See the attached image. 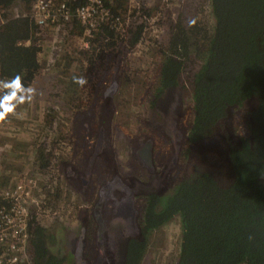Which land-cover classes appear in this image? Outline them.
Instances as JSON below:
<instances>
[{
    "label": "rangeland",
    "instance_id": "374dc122",
    "mask_svg": "<svg viewBox=\"0 0 264 264\" xmlns=\"http://www.w3.org/2000/svg\"><path fill=\"white\" fill-rule=\"evenodd\" d=\"M34 1L28 5L25 0H16L10 13L26 12L30 6L32 12ZM110 1L112 8H119L120 28L116 31L122 36L120 40L126 42L119 41L117 47L94 53L92 42L90 47L85 45L84 30L77 35V30L73 29V21L43 27L41 58L44 67L33 84L39 94L30 103L19 105L17 114H9L0 121V187H7L20 178H27L28 186L30 179H34V185L30 186L34 199L30 205L31 216L35 214L43 227L51 253L65 250L67 254L65 246L70 242L79 247L80 240L71 237H77L75 235L83 226V211L87 205L93 210L96 208L103 221L121 219L119 214L115 216L116 206L110 198L102 199V207H99L94 197L84 194L78 185L81 180L69 176L68 170L80 175L86 172L94 153L92 147L101 135L103 141L106 138L110 142L113 153L111 156L95 155L89 177L95 169L96 177L104 169L106 178L118 174L116 169H119L123 175L129 176L128 180L143 178L145 175L139 172L143 169L141 160L150 159L145 148L148 140L151 154L156 151L160 160L168 157L171 145L165 143L164 136L163 139L160 137V127L154 125V121L159 123L161 120V111L155 106L154 99L163 94V91L156 90L160 87L164 51L169 47L180 14L190 15L194 10L192 18L197 23L205 26L209 22L206 0ZM141 23H145L143 35L135 46H130V32ZM78 77L85 78L87 83L83 86L75 83L74 78ZM109 87L114 91H108L113 99L108 105L104 90ZM177 92L183 100L181 120L191 124L193 91L185 86ZM253 107V99H247L241 107L233 109L230 116H219L216 121L226 119L238 139L250 138L249 118ZM92 136H95L94 141L86 143L85 139ZM40 142L48 145L46 153L51 162L47 167L37 158L36 149ZM255 145L253 142V153ZM139 149L141 155L137 153ZM97 161L99 163L94 165ZM182 171L179 165L170 183L181 178ZM216 179L220 186H225L232 178L224 172ZM116 190L121 192L119 199L123 201L127 191L117 186L112 198L116 196ZM143 243L147 248L138 264H175L181 244L180 218L175 217L148 237L144 236ZM30 248L33 247H30L29 239L27 255ZM120 253L114 251L117 261ZM29 263L36 264L35 261Z\"/></svg>",
    "mask_w": 264,
    "mask_h": 264
},
{
    "label": "trees",
    "instance_id": "16d2710c",
    "mask_svg": "<svg viewBox=\"0 0 264 264\" xmlns=\"http://www.w3.org/2000/svg\"><path fill=\"white\" fill-rule=\"evenodd\" d=\"M15 1L0 0V79L19 73L25 85L33 86L44 67L43 45L31 6L13 16L10 9ZM25 1L32 4V0ZM86 1L70 0L71 11ZM105 1L112 8L111 1ZM206 2L209 22L205 26L192 18L194 10L186 13L187 23L186 14H180L164 51L156 91L191 87L194 135L224 107L238 109L247 99H255L253 115L261 125L255 132L257 149L251 151L249 138L244 139L243 150L233 149L235 177L223 188L210 173L199 169L168 194L151 196L143 212V236L179 217L181 244L175 264H264V0ZM118 10L112 8L114 15ZM72 21L77 35L82 34L80 22ZM144 30L145 23L132 29L130 46L139 42ZM121 37L108 22L92 40L94 53L126 42ZM47 148L46 142H40L36 149L45 167L51 162ZM31 246L29 262L43 264L49 245L35 214L30 221ZM134 247L139 251L130 264H138L147 244L135 242Z\"/></svg>",
    "mask_w": 264,
    "mask_h": 264
},
{
    "label": "flooded vegetation",
    "instance_id": "af4514ba",
    "mask_svg": "<svg viewBox=\"0 0 264 264\" xmlns=\"http://www.w3.org/2000/svg\"><path fill=\"white\" fill-rule=\"evenodd\" d=\"M154 100L155 106L158 107L159 111H161V120L159 123L154 121V125H158L160 127V137L162 136L163 139L164 136L165 143L171 145L170 154L168 157L165 160H160L159 153L152 151L150 159L147 158L144 161L141 160V162H143V169L139 172V174L141 175L143 173L145 175L141 179L130 178L128 180L129 176L127 177L126 175H123L119 169H116L118 174L108 176L107 178L104 177L103 169L102 172H100L99 177H96L97 172L95 169L92 176L88 178L86 187L82 186L80 183L78 184L80 188H82V191H84V194L87 197H94V202H98V206L101 205V207L102 204L100 201L103 198L108 197V195L105 193L108 187H111L113 191L117 186H120L123 189H125V187H134L135 189L131 190L132 197L126 193V196L128 197L125 196L123 203H121H131L133 200L136 203V205L133 207L135 211L139 213V215L136 216L133 224L124 230V234L123 232H117V234H115L112 230V222H105V224L101 226L103 217L101 214L96 212V208L93 210L92 206L87 205V209L83 211V226L81 227L79 233L75 235L77 237H71L72 240H80L79 247L76 246V243L70 242L68 245L65 244V247L67 248V254L65 253V250H61L60 253L48 252V255L45 257V259L41 261L43 264H52V262L57 264H86V260L88 258L93 259L96 253L100 251L99 246L102 245V236L105 237L107 234H113L120 240L124 239L123 242L121 240V246L115 249L116 253H118V251L121 252V256H118V261L120 264H130L132 260L135 261V257L139 250L138 247H134L132 249V244L136 242L140 245L144 242L142 220L144 208L148 204L147 202L150 200L149 198L151 196H164L168 194L181 181H183L185 177V179H188L193 173L199 171V164L193 161L192 158V153H194L196 142L205 135L207 128L213 126V124L217 122L216 120L219 116L223 117L224 115V118H227L226 116H230V114L234 111L233 107H224L220 114H218L211 122H208L207 125L199 130L197 135H194V117L191 124L185 123L181 120V117L183 116V100L179 96V92H177L176 89L163 91V94L157 96ZM253 106L254 107L251 110V117L249 118V123L252 128L251 136L250 138L248 136H244L239 137V140H231L232 151L233 149L243 150V142L245 138H249L250 143L256 142L255 132L261 127V125L260 122L254 118L255 115H253L256 107L255 99H253ZM94 137L95 136H92V139L88 137L85 139V142L90 144L94 141ZM150 145L151 143L148 140L145 144L147 152L149 151ZM137 153L141 155V149H139ZM250 155L248 158L251 157ZM98 163L99 161L95 162V165ZM179 165L183 170L181 178L177 179L175 183L174 181H171L172 183H170V180L172 178L174 179L175 170L179 168ZM211 176L217 181L214 175L211 174ZM152 178L155 179L151 180ZM231 178L233 179V174L231 175ZM131 179L133 180L132 183L129 182ZM220 187L223 188V186ZM116 191L118 192H115V194L119 198L121 192H119V190ZM140 199H143V201ZM85 205L86 204H84V206ZM130 210L128 206H125L124 210L120 212L121 219H119L117 223H122V221L127 223L126 220H129L130 218ZM118 211L120 210L116 209L114 214H116ZM126 211H128V213H126ZM118 228L119 227L117 225L114 227V229ZM129 230H133L134 232L130 233ZM142 236L143 238H141Z\"/></svg>",
    "mask_w": 264,
    "mask_h": 264
},
{
    "label": "built area",
    "instance_id": "2783aa9c",
    "mask_svg": "<svg viewBox=\"0 0 264 264\" xmlns=\"http://www.w3.org/2000/svg\"><path fill=\"white\" fill-rule=\"evenodd\" d=\"M38 25L37 32L43 39V27L72 22L76 18L83 30L84 41L90 47L91 40L103 25L112 22L118 30L121 15H114L105 0H87L71 11L70 0H35L31 12ZM29 172H27L28 174ZM27 178L15 179L7 187H0V264H31L27 255L30 239V205L34 202Z\"/></svg>",
    "mask_w": 264,
    "mask_h": 264
},
{
    "label": "water",
    "instance_id": "95a60500",
    "mask_svg": "<svg viewBox=\"0 0 264 264\" xmlns=\"http://www.w3.org/2000/svg\"><path fill=\"white\" fill-rule=\"evenodd\" d=\"M104 91H106L105 101L109 105L111 103V100L113 99L111 98L110 92L108 91H114V88L109 87ZM233 130L234 129H232L229 121L226 119H222L220 120V122L218 121L214 123L213 126L207 128V130L205 131V135L196 142L194 153H192V158L193 161L199 164V168L202 172H209L215 177L225 172L226 176L231 177V175L233 174V178L235 177L236 165L231 155L232 146L230 141L239 139L235 135H233ZM103 138L104 136L101 135L100 140L96 141L93 145V157L88 161V168L86 169V172H82L80 175L77 171L71 172V170H68L70 178L72 177L77 181L81 180L79 183L82 186L86 187L87 185L89 170L92 168L94 156L97 154H108V156H111L113 153L112 146L109 147L110 142H108L106 138L103 141ZM148 155H151L150 150L148 151ZM68 169H70V165L68 166ZM125 189L127 191V195H130L132 197L131 190L135 188L131 186L129 188L125 187ZM111 190L113 191V189ZM121 203H123V201H118L115 205L116 209L120 210L115 214V216H117L118 214L120 215V212L124 210L125 206H128L129 210L131 209L130 218L129 220H126L127 223H124V221H122V223H117V220L111 221L112 230L115 234H117V232H123L124 234V230H126V228H129V226L133 224L136 216L139 215V213H137V211H135L133 207L136 205V203H134V200L131 203ZM126 213H128V211H126ZM105 222L107 221L103 222L102 220L101 226H103ZM116 225L119 227L118 229H114ZM129 232L131 233L134 231L129 230ZM121 240L123 242L124 239ZM121 240L118 239V237H115L113 234H107L105 237L102 236V245L99 246L100 251L96 253L93 259L88 258L86 260V264H104L105 261H107V264L118 262L114 257V251L117 247L121 246ZM107 256L109 257L106 258Z\"/></svg>",
    "mask_w": 264,
    "mask_h": 264
},
{
    "label": "clouds",
    "instance_id": "9594fccd",
    "mask_svg": "<svg viewBox=\"0 0 264 264\" xmlns=\"http://www.w3.org/2000/svg\"><path fill=\"white\" fill-rule=\"evenodd\" d=\"M74 82L83 86L87 83L83 77L74 78ZM0 121L6 119L9 114H17L19 105L30 103L39 94L32 85H25L21 74H16L9 79H0Z\"/></svg>",
    "mask_w": 264,
    "mask_h": 264
},
{
    "label": "bare ground",
    "instance_id": "6f19581e",
    "mask_svg": "<svg viewBox=\"0 0 264 264\" xmlns=\"http://www.w3.org/2000/svg\"><path fill=\"white\" fill-rule=\"evenodd\" d=\"M94 165H95V163H94ZM111 189H112L111 187H108V189L105 191V193L108 195V198L111 199V201L114 203L113 205L115 206L117 204V202L120 201V199L114 195L112 198V192L113 191ZM105 198H107V197H105ZM105 198H103V199H105ZM99 207H101V205Z\"/></svg>",
    "mask_w": 264,
    "mask_h": 264
},
{
    "label": "crops",
    "instance_id": "0c3cea01",
    "mask_svg": "<svg viewBox=\"0 0 264 264\" xmlns=\"http://www.w3.org/2000/svg\"><path fill=\"white\" fill-rule=\"evenodd\" d=\"M22 12L20 13H11L13 16H19Z\"/></svg>",
    "mask_w": 264,
    "mask_h": 264
}]
</instances>
